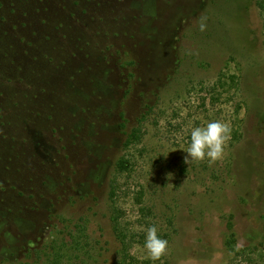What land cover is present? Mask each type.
Listing matches in <instances>:
<instances>
[{
	"label": "rangeland",
	"instance_id": "374dc122",
	"mask_svg": "<svg viewBox=\"0 0 264 264\" xmlns=\"http://www.w3.org/2000/svg\"><path fill=\"white\" fill-rule=\"evenodd\" d=\"M114 210L136 264H264V0H0V264H117Z\"/></svg>",
	"mask_w": 264,
	"mask_h": 264
},
{
	"label": "clouds",
	"instance_id": "9594fccd",
	"mask_svg": "<svg viewBox=\"0 0 264 264\" xmlns=\"http://www.w3.org/2000/svg\"><path fill=\"white\" fill-rule=\"evenodd\" d=\"M199 27L204 31L206 23L202 20ZM230 134V126L219 120L208 122L204 127H194L190 132V145L185 150L188 154L185 163L188 164L189 159L201 162L206 157L209 163L221 159ZM144 247L152 260H160L168 251V241L158 235V228L153 225L147 229Z\"/></svg>",
	"mask_w": 264,
	"mask_h": 264
},
{
	"label": "trees",
	"instance_id": "16d2710c",
	"mask_svg": "<svg viewBox=\"0 0 264 264\" xmlns=\"http://www.w3.org/2000/svg\"><path fill=\"white\" fill-rule=\"evenodd\" d=\"M142 118L138 119L137 126L134 127L128 138L125 140L123 147H128L132 143H136L140 140L141 138V133H140V123H141ZM116 168L119 171H123L125 169V161L121 158L118 160L116 163ZM110 190H111V195H114L115 191V183L112 182L110 185ZM142 210V209H141ZM119 213H116V210L112 211L110 214V220H111V227L113 234L117 238V240L120 242L121 246V254H120V259L117 262V264H136L135 258L129 254V247H130V239L122 226L120 220H119ZM56 255V254H55Z\"/></svg>",
	"mask_w": 264,
	"mask_h": 264
}]
</instances>
